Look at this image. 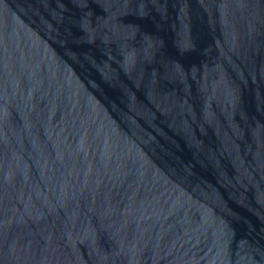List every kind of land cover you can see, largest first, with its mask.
Instances as JSON below:
<instances>
[{
  "label": "water",
  "instance_id": "95a60500",
  "mask_svg": "<svg viewBox=\"0 0 264 264\" xmlns=\"http://www.w3.org/2000/svg\"><path fill=\"white\" fill-rule=\"evenodd\" d=\"M0 264H264V0H0Z\"/></svg>",
  "mask_w": 264,
  "mask_h": 264
}]
</instances>
